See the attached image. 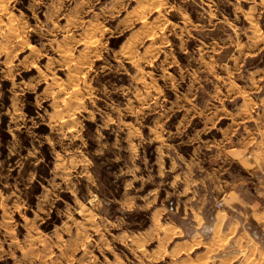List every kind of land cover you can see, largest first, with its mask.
Masks as SVG:
<instances>
[{
  "label": "rangeland",
  "instance_id": "374dc122",
  "mask_svg": "<svg viewBox=\"0 0 264 264\" xmlns=\"http://www.w3.org/2000/svg\"><path fill=\"white\" fill-rule=\"evenodd\" d=\"M242 103L264 104V0H0V264H264L158 169L219 138L194 109Z\"/></svg>",
  "mask_w": 264,
  "mask_h": 264
},
{
  "label": "crops",
  "instance_id": "0c3cea01",
  "mask_svg": "<svg viewBox=\"0 0 264 264\" xmlns=\"http://www.w3.org/2000/svg\"><path fill=\"white\" fill-rule=\"evenodd\" d=\"M198 108L194 111L205 112L200 130L217 128L219 138L199 139L192 135L185 141L192 146L189 153L181 149L182 140L172 143L173 147L163 157L158 156V160L162 159L158 169L160 173H172V183L180 187V195L186 196L183 208L193 216L196 228L206 222L204 210L215 209L216 202L221 200L223 207L205 229L217 231L220 237L231 238L236 234L237 239L261 240L264 238V104L242 103L234 109L215 111V115ZM223 119L227 121L224 126L220 124ZM181 208L182 204L176 202L166 209L174 213ZM252 227H258L259 232ZM169 228V225L163 227L165 231ZM176 232L178 236L185 234L180 226H176Z\"/></svg>",
  "mask_w": 264,
  "mask_h": 264
},
{
  "label": "bare ground",
  "instance_id": "6f19581e",
  "mask_svg": "<svg viewBox=\"0 0 264 264\" xmlns=\"http://www.w3.org/2000/svg\"><path fill=\"white\" fill-rule=\"evenodd\" d=\"M144 2H145V1H144ZM141 9H142V7H141V8H140V7H139V8L137 7V8L134 9V11L137 12V11H140ZM143 23H145V22L143 21ZM148 48H149V47H148ZM143 56H144V55H143ZM145 56H147V55H145ZM144 58H145V57H144ZM69 104H70V103H69ZM226 239H227V238H226ZM167 240H168V239H167ZM212 240H213V239H212ZM190 242H191V241H190ZM221 242H222V241H221ZM222 245H223V244H222ZM189 247H190V246H189ZM192 247H193V246H192ZM222 247H223V246H222ZM180 250H181V249H180ZM236 250H237V249H236ZM237 251H238V250H237ZM239 252H240V251H239ZM250 258H251V257H250ZM224 260H225V259H224ZM231 260H232V259H231ZM229 261H230V260H229ZM226 262H227V261H226ZM261 264H262V263H261Z\"/></svg>",
  "mask_w": 264,
  "mask_h": 264
},
{
  "label": "built area",
  "instance_id": "2783aa9c",
  "mask_svg": "<svg viewBox=\"0 0 264 264\" xmlns=\"http://www.w3.org/2000/svg\"><path fill=\"white\" fill-rule=\"evenodd\" d=\"M218 206H219V207H220V206H222V203H221V202H219V203H218Z\"/></svg>",
  "mask_w": 264,
  "mask_h": 264
}]
</instances>
